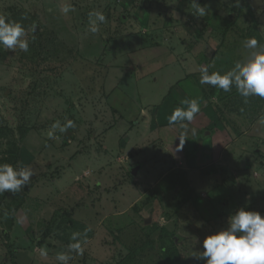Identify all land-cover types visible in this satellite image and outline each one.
<instances>
[{
    "label": "rangeland",
    "instance_id": "374dc122",
    "mask_svg": "<svg viewBox=\"0 0 264 264\" xmlns=\"http://www.w3.org/2000/svg\"><path fill=\"white\" fill-rule=\"evenodd\" d=\"M0 16L29 40L0 46V164L33 172L0 194V264H205L237 209L264 215V98L199 83L244 59L254 25L264 38V0H0ZM185 99L187 130L168 122Z\"/></svg>",
    "mask_w": 264,
    "mask_h": 264
},
{
    "label": "clouds",
    "instance_id": "9594fccd",
    "mask_svg": "<svg viewBox=\"0 0 264 264\" xmlns=\"http://www.w3.org/2000/svg\"><path fill=\"white\" fill-rule=\"evenodd\" d=\"M71 9L65 5L61 11L67 14ZM198 13L206 12L204 7L195 10ZM106 22V16L99 11L89 13L90 32L97 33L99 24ZM35 31V25L32 26ZM24 26L15 21H10L0 16V46L7 50L15 51L19 48L23 52L29 50V40L25 38ZM246 55L243 60L235 63L234 67L225 74L219 72L209 73L206 67H201L199 83L211 85L224 92H230L233 87L245 98H264V46L259 44L255 37L243 42ZM182 104L186 107H178L169 117V124L179 123L180 127L187 130L200 112V104L196 99H185ZM74 122L68 120L63 126L56 122L53 129L60 132L74 127ZM195 134V129L192 130ZM50 132L49 136L52 137ZM186 136H179L180 143L177 151L182 150ZM33 172L30 168H16L11 164H0V194L6 191L18 193L26 185H29ZM90 231L86 229L85 232ZM80 233H73L70 237L68 249L70 252L82 255L84 248L79 239ZM203 251L198 258L205 260V264H264V215L258 211L245 207L237 209L227 220V226L207 235L202 241ZM47 250L40 249L41 256H47ZM70 257L63 253H57L56 260L59 264H68Z\"/></svg>",
    "mask_w": 264,
    "mask_h": 264
},
{
    "label": "trees",
    "instance_id": "16d2710c",
    "mask_svg": "<svg viewBox=\"0 0 264 264\" xmlns=\"http://www.w3.org/2000/svg\"><path fill=\"white\" fill-rule=\"evenodd\" d=\"M121 18L124 19V17H121ZM123 19H122V20H123ZM34 32H37V31L35 30ZM251 37H255V38L259 41V44H260L261 46H264V38L261 37V36H259V34H258V28H257L256 25H254L253 28H252V31H251V33H250V38H251ZM118 264H127V263H126V261L123 260L122 262H120V263H118Z\"/></svg>",
    "mask_w": 264,
    "mask_h": 264
},
{
    "label": "water",
    "instance_id": "95a60500",
    "mask_svg": "<svg viewBox=\"0 0 264 264\" xmlns=\"http://www.w3.org/2000/svg\"><path fill=\"white\" fill-rule=\"evenodd\" d=\"M37 29H38V27L37 26H35V30L37 31ZM132 172H133V174H136L137 173V168H133L132 169ZM151 222V220H148L147 221V223H150Z\"/></svg>",
    "mask_w": 264,
    "mask_h": 264
}]
</instances>
